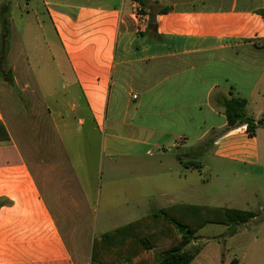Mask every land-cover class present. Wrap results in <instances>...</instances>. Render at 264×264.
<instances>
[{
	"label": "crops",
	"instance_id": "0c3cea01",
	"mask_svg": "<svg viewBox=\"0 0 264 264\" xmlns=\"http://www.w3.org/2000/svg\"><path fill=\"white\" fill-rule=\"evenodd\" d=\"M9 1L15 87L0 81L8 136L0 140V264H92L95 239L124 226L121 218L129 224L174 205L259 213L234 235L223 225L201 237L191 264L201 256L200 264H264V127L254 137L245 125L228 129L220 103L239 97L247 113L264 109V0H154L172 8L155 30L136 0ZM23 22L52 51L54 77L33 64ZM172 150L177 165L165 172L178 171L182 187L173 192L159 184ZM186 154L201 168H185L177 156ZM148 156V197L120 219H99L91 191L103 161Z\"/></svg>",
	"mask_w": 264,
	"mask_h": 264
},
{
	"label": "trees",
	"instance_id": "16d2710c",
	"mask_svg": "<svg viewBox=\"0 0 264 264\" xmlns=\"http://www.w3.org/2000/svg\"><path fill=\"white\" fill-rule=\"evenodd\" d=\"M136 1L141 6L140 14L149 17V26L154 30L157 28V16L172 11L171 7L163 6L158 1ZM10 11V1L4 0L0 4V81L15 87L7 61L11 39ZM220 103L228 121V129L245 125L249 136L254 137L257 130L264 127V116L255 119L247 115V100L225 96ZM0 140H8L2 123H0ZM211 144L207 142L196 151L201 155L210 148ZM177 158L185 168H201V164L194 158L188 159V154L177 156ZM258 214L192 205H174L154 211L146 217L96 238L93 245L92 264H191L200 249L198 247L194 251L187 250V246L198 239L196 234L203 226L227 225L230 235H234L239 227L250 222ZM178 225L186 227V231L180 234ZM237 263V260L231 262V264Z\"/></svg>",
	"mask_w": 264,
	"mask_h": 264
},
{
	"label": "rangeland",
	"instance_id": "374dc122",
	"mask_svg": "<svg viewBox=\"0 0 264 264\" xmlns=\"http://www.w3.org/2000/svg\"><path fill=\"white\" fill-rule=\"evenodd\" d=\"M76 3H85L86 0H74ZM126 3H129V0H126ZM20 22V21H19ZM21 25L22 37L23 41L27 44L29 49V56L33 61V64H40L41 68L47 72H44V75L47 73H51L50 76L56 74V68L51 60L52 51L45 45L44 38L39 34V30L36 28L35 24L23 22ZM58 56L61 57V66L64 72H69V66L65 59L63 52L54 48V51ZM59 79V78H58ZM67 79V78H66ZM68 80V79H67ZM54 84L60 89L62 84L57 82L55 79ZM249 117H263L264 109H256L255 106H252V109L248 110ZM258 131V130H257ZM260 149H261V162L264 164V130L260 132ZM175 151V150H174ZM173 150L169 152L168 157L164 159V165H159L160 173H159V184L162 189L169 190L171 192L177 191L182 187H179V179L180 174L178 171H174L173 173H166L165 170L167 167H171L177 165L174 157ZM152 155H155L154 159L158 156L157 151H153ZM152 157H147L143 163H134V161H126V160H118V163H112L109 160H104L102 165L99 168V173L95 182H93V189L91 193H93V200L95 201L97 208V217L99 219L104 218L105 216H114L116 218H121L126 205H138L142 204V199L148 197L150 194V183H151V171L152 166L146 164V161L152 159ZM155 168V167H154ZM172 175L171 184L167 182V176ZM166 176V177H165ZM204 176V174H203ZM200 179L198 172H194L191 176V182L193 185L196 179ZM88 187L90 188L91 184L89 181H86ZM166 187V188H165ZM145 201V200H144ZM147 203L148 202H144ZM130 220V219H127ZM120 224L126 225L128 221L125 219H120L118 221ZM118 223V224H119ZM228 228L221 224H207L203 226L196 236L198 239L194 240L187 248L188 250L194 251L201 246L203 247L205 243H202L200 240L203 236H216L217 234H221L226 232ZM215 241L218 240L215 238ZM194 244V245H193ZM216 243L210 245V248H216ZM210 252V250H209ZM204 257L201 256L196 264H200L201 260L203 261Z\"/></svg>",
	"mask_w": 264,
	"mask_h": 264
},
{
	"label": "water",
	"instance_id": "95a60500",
	"mask_svg": "<svg viewBox=\"0 0 264 264\" xmlns=\"http://www.w3.org/2000/svg\"><path fill=\"white\" fill-rule=\"evenodd\" d=\"M179 233L182 234L184 231H186V227L182 225H178Z\"/></svg>",
	"mask_w": 264,
	"mask_h": 264
},
{
	"label": "built area",
	"instance_id": "2783aa9c",
	"mask_svg": "<svg viewBox=\"0 0 264 264\" xmlns=\"http://www.w3.org/2000/svg\"><path fill=\"white\" fill-rule=\"evenodd\" d=\"M140 15H142V14H140ZM145 17H146V15H142V18H143V19H145ZM147 17H148V16H147Z\"/></svg>",
	"mask_w": 264,
	"mask_h": 264
}]
</instances>
